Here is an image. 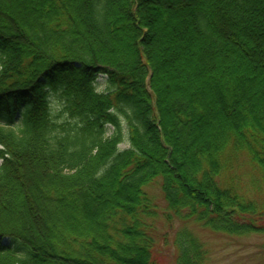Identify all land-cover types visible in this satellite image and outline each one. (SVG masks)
I'll use <instances>...</instances> for the list:
<instances>
[{
	"label": "trees",
	"instance_id": "16d2710c",
	"mask_svg": "<svg viewBox=\"0 0 264 264\" xmlns=\"http://www.w3.org/2000/svg\"><path fill=\"white\" fill-rule=\"evenodd\" d=\"M0 160V264H205L188 229L157 250L159 181L264 234V0H0Z\"/></svg>",
	"mask_w": 264,
	"mask_h": 264
},
{
	"label": "rangeland",
	"instance_id": "374dc122",
	"mask_svg": "<svg viewBox=\"0 0 264 264\" xmlns=\"http://www.w3.org/2000/svg\"><path fill=\"white\" fill-rule=\"evenodd\" d=\"M99 91L105 89L106 77L100 76L98 80ZM51 105L55 113H59L61 102L57 97H53ZM120 148H128L127 144ZM2 160H0V167ZM249 168L241 167L239 174H243V179L247 183L249 196L259 203H264V191L256 190L252 187V176L254 172H248ZM154 202L158 207L159 215L153 220L155 234L157 236V250L161 251L167 263H172L175 256L174 240L176 235L183 229L192 232L206 247L209 256L205 264H264V234L251 233L245 235L227 234L217 232L204 227L202 223L184 222L175 218L168 209L161 190L160 181L155 183L150 189ZM8 242V241H6Z\"/></svg>",
	"mask_w": 264,
	"mask_h": 264
}]
</instances>
